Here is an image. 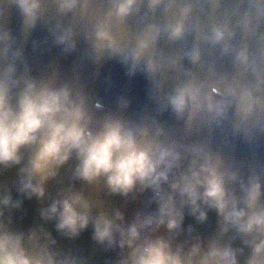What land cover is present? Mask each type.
I'll return each instance as SVG.
<instances>
[{
    "label": "clouds",
    "instance_id": "clouds-1",
    "mask_svg": "<svg viewBox=\"0 0 264 264\" xmlns=\"http://www.w3.org/2000/svg\"><path fill=\"white\" fill-rule=\"evenodd\" d=\"M0 264H264V0H0Z\"/></svg>",
    "mask_w": 264,
    "mask_h": 264
}]
</instances>
